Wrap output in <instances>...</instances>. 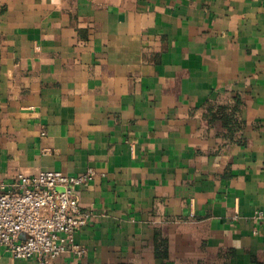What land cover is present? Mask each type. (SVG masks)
Segmentation results:
<instances>
[{
	"label": "crops",
	"instance_id": "1",
	"mask_svg": "<svg viewBox=\"0 0 264 264\" xmlns=\"http://www.w3.org/2000/svg\"><path fill=\"white\" fill-rule=\"evenodd\" d=\"M89 169L53 264H264V0H0L2 180Z\"/></svg>",
	"mask_w": 264,
	"mask_h": 264
},
{
	"label": "built area",
	"instance_id": "2",
	"mask_svg": "<svg viewBox=\"0 0 264 264\" xmlns=\"http://www.w3.org/2000/svg\"><path fill=\"white\" fill-rule=\"evenodd\" d=\"M95 171L67 176L58 171L19 174L11 183L0 176V244L14 259L53 264L71 250L82 257L85 249L75 235L91 214L81 211L74 190L88 184ZM258 218L264 220V213Z\"/></svg>",
	"mask_w": 264,
	"mask_h": 264
},
{
	"label": "trees",
	"instance_id": "3",
	"mask_svg": "<svg viewBox=\"0 0 264 264\" xmlns=\"http://www.w3.org/2000/svg\"><path fill=\"white\" fill-rule=\"evenodd\" d=\"M238 110V106L229 107L209 103L205 117L206 123L219 137L229 142L242 143L239 132L242 130L243 124L237 119Z\"/></svg>",
	"mask_w": 264,
	"mask_h": 264
}]
</instances>
